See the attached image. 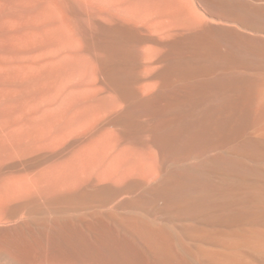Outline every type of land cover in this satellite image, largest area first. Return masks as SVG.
Segmentation results:
<instances>
[{
	"label": "bare ground",
	"instance_id": "6f19581e",
	"mask_svg": "<svg viewBox=\"0 0 264 264\" xmlns=\"http://www.w3.org/2000/svg\"><path fill=\"white\" fill-rule=\"evenodd\" d=\"M176 2H144L148 35L105 44L119 135L0 183L17 203L0 222L18 218L0 264H264V6L215 0L186 33Z\"/></svg>",
	"mask_w": 264,
	"mask_h": 264
},
{
	"label": "rangeland",
	"instance_id": "374dc122",
	"mask_svg": "<svg viewBox=\"0 0 264 264\" xmlns=\"http://www.w3.org/2000/svg\"><path fill=\"white\" fill-rule=\"evenodd\" d=\"M165 1L0 0L1 184L12 177H35L48 167L68 162L73 153L77 154L80 147L92 139L105 136V140L111 136L114 139L112 132L122 128L118 123L122 107L112 103L119 93L109 76L119 62L109 61L114 52L105 49V44L118 43L122 46V34L139 40L147 29L139 21L144 4L148 2V7L153 2L156 10L159 7L161 11L162 6L158 3L164 2L163 9L175 2L176 5L171 4V8L177 11L175 6L180 4L176 0ZM237 1L264 6V0ZM183 2L185 9L181 5L177 8L182 9L174 12L176 15L172 9L171 15L168 13L169 20H175L171 24L176 20L177 25L182 20L186 21L182 22L183 25L179 24L180 27L174 25L175 31H194L198 26L193 27L194 23L199 24L201 20L193 17L194 11L208 19L216 11L212 7L215 0ZM137 8L140 10L137 11ZM165 10L169 12V8ZM188 17L191 19L188 20ZM186 24L187 27H184ZM147 45L155 46L152 42H147ZM120 63L122 65V61ZM155 80L152 75L141 82ZM103 100L106 103H102ZM98 101L101 106L110 101L114 107L110 108L108 103L110 110L103 106L104 110L107 109L98 112ZM117 111H120L119 115ZM77 119L79 122L82 120L81 123L89 121L84 126ZM69 132L72 137L68 136ZM16 205L15 201L0 208L7 210ZM2 215L5 218L1 220L4 223L0 222V229L12 227L18 220L8 213ZM6 224L10 226L6 227Z\"/></svg>",
	"mask_w": 264,
	"mask_h": 264
}]
</instances>
